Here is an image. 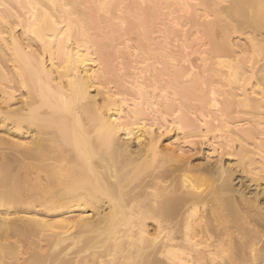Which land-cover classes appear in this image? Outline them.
Masks as SVG:
<instances>
[{"label":"bare ground","instance_id":"6f19581e","mask_svg":"<svg viewBox=\"0 0 264 264\" xmlns=\"http://www.w3.org/2000/svg\"><path fill=\"white\" fill-rule=\"evenodd\" d=\"M9 216L0 264L243 259L264 233V0H0Z\"/></svg>","mask_w":264,"mask_h":264},{"label":"snow or ice","instance_id":"6c2138e0","mask_svg":"<svg viewBox=\"0 0 264 264\" xmlns=\"http://www.w3.org/2000/svg\"><path fill=\"white\" fill-rule=\"evenodd\" d=\"M197 6L199 7L200 5L197 4ZM187 51V49H186ZM185 63H187V60H185ZM193 72L196 71L195 68L192 69ZM215 95V93H213V96ZM24 147H27L28 145H23ZM157 204L158 206L161 207V211H165V209L163 208V206L160 203V199L157 200ZM194 217H196V210L193 209L190 213H189V229H186V231L190 230L191 225L195 222L194 221ZM0 219H8L11 220L13 219V217H0ZM24 219L29 220V221H33L37 224H45L48 227H53L52 225H48L47 221H39L36 217H25ZM56 223H63V221H57ZM262 238L259 241H255L251 244L250 247H246V251H245V256L243 259L239 260V261H231V264H264V233L261 234ZM156 240H159V236H157ZM242 243L246 244L247 242L242 240ZM224 256L226 257L223 261V264H230L229 259H227V257L231 256V251L228 248L224 249ZM101 264H103V262H101ZM141 264H163L162 261H156V260H144L141 262Z\"/></svg>","mask_w":264,"mask_h":264},{"label":"rangeland","instance_id":"374dc122","mask_svg":"<svg viewBox=\"0 0 264 264\" xmlns=\"http://www.w3.org/2000/svg\"><path fill=\"white\" fill-rule=\"evenodd\" d=\"M163 19H164V18H163ZM159 23H160V22H159ZM187 28H188V27H186V29H187ZM155 37L157 38L158 36H156V34H155ZM131 43H132V42H131ZM131 43H130V44H131ZM132 45H133V44H132ZM130 59H131L132 61H135V60H133L134 58H130ZM115 60H116V59H115ZM131 60H130V61H131ZM116 61H118V60H116ZM112 65H114V63H113ZM118 65H119V62H117L116 65L112 66L114 70H115V68H116V70H117V71L115 70L116 73L119 71V68H120V66H119V68H117ZM132 65H135V64H132ZM135 66H136V65H135ZM112 86H113V85H112Z\"/></svg>","mask_w":264,"mask_h":264}]
</instances>
